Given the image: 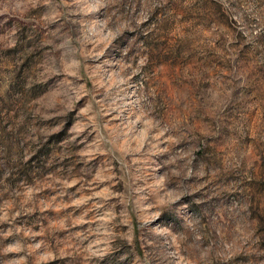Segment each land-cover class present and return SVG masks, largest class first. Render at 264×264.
<instances>
[{"label":"rangeland","instance_id":"1","mask_svg":"<svg viewBox=\"0 0 264 264\" xmlns=\"http://www.w3.org/2000/svg\"><path fill=\"white\" fill-rule=\"evenodd\" d=\"M0 264H264V0H0Z\"/></svg>","mask_w":264,"mask_h":264}]
</instances>
